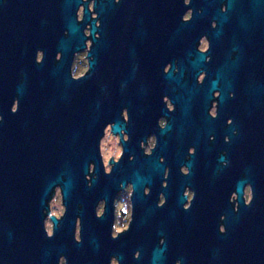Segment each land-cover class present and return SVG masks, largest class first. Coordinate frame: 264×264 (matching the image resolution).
I'll list each match as a JSON object with an SVG mask.
<instances>
[{
    "label": "flooded vegetation",
    "instance_id": "obj_1",
    "mask_svg": "<svg viewBox=\"0 0 264 264\" xmlns=\"http://www.w3.org/2000/svg\"><path fill=\"white\" fill-rule=\"evenodd\" d=\"M99 1L76 10L84 39L63 69L75 130L89 131L97 116L105 125L99 163L89 160L71 198L56 185L41 208L45 167L0 165V216L23 213L27 227L42 214V228L25 229V244L11 245L0 264H255L254 225L264 220V0H183L161 21L146 7L117 23L123 8L101 16ZM12 10L0 7V138L24 122L28 152L37 138L42 154L49 123L61 116L50 89L58 85L28 83L20 97L17 80L34 65L56 66L68 31L32 19L29 62L16 73ZM135 174L145 178L136 187Z\"/></svg>",
    "mask_w": 264,
    "mask_h": 264
},
{
    "label": "water",
    "instance_id": "obj_2",
    "mask_svg": "<svg viewBox=\"0 0 264 264\" xmlns=\"http://www.w3.org/2000/svg\"><path fill=\"white\" fill-rule=\"evenodd\" d=\"M81 2L82 0H0V7L5 5L14 9L11 13L14 15V70H16V73H23L29 62L28 59H25L24 47L28 36L26 33L27 24L32 19L43 20V23L45 24L46 22L48 28L51 25H55L61 30L65 28L68 31L67 37L59 40L58 47H60L63 57L56 66L48 69L45 68L43 63L34 65L30 73H24L23 79H20V81L17 80L18 77L16 79L19 85V89L16 91L20 97L24 93L23 87L28 83L41 86L47 80L58 85L57 89L54 85L50 89H53L54 94L57 95L58 110H60L61 116L58 121H50L49 123L54 129L44 139L45 143L42 146L44 151L42 150V154L39 152L40 140L32 138V150L28 152L29 140L24 136V122H16L11 126L8 133L11 132L14 135L0 138V165L20 168L24 166L39 167L40 165L45 167L46 183H43L40 194L42 197L40 208L45 206V198L50 196L53 187L56 185H61L63 196L67 200L71 198L77 181L84 180L83 177L87 173L89 160L99 163L97 149L99 148V140L105 125H100L97 116L95 122L90 124L89 131H84L82 124H80V130L78 129L79 132L75 130L71 109L73 101L72 80L69 78L68 72H66L69 64V52L73 49H78L76 45L79 44L81 46L84 39L81 34H78L82 25H75L74 15ZM115 5L123 8L122 11L117 12L118 16H112L111 19L115 23L138 19L143 11L149 9L146 7H151L147 11H150L151 14L153 13V21H155V12L160 14L161 21L165 12L164 8H175L169 14L178 15L182 10L183 0H119L117 3H114V0H100L95 4V9L102 16L106 13V7L113 9ZM88 13L86 8L84 22L89 18ZM126 13L129 16H126ZM65 66L66 71L63 70ZM47 69L48 71H46ZM44 71L48 75L46 78ZM94 108L96 110L100 108L98 102L95 103ZM25 110L24 98H21L19 111H17L20 117H24ZM116 127L117 125L113 128L117 130ZM147 163L148 166L155 169V157L153 155L147 157ZM143 181H145V178L137 174L134 175L135 187L143 183ZM23 215V213L20 215L18 213L15 219H10L8 216H0V257L3 261H8L11 245L15 244L19 247L25 244V229L35 230L36 228H42V214L40 212L37 214L32 213L27 227H25V221L27 220ZM54 222H56L55 219ZM254 226L257 230L255 236L256 245L253 251L254 263L264 264V220H256ZM11 227H14L15 233H11Z\"/></svg>",
    "mask_w": 264,
    "mask_h": 264
}]
</instances>
